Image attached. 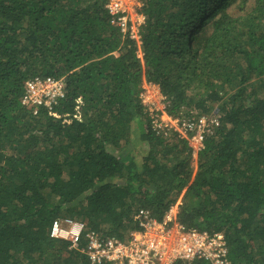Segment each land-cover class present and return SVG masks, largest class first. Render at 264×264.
Wrapping results in <instances>:
<instances>
[{
    "label": "trees",
    "instance_id": "obj_1",
    "mask_svg": "<svg viewBox=\"0 0 264 264\" xmlns=\"http://www.w3.org/2000/svg\"><path fill=\"white\" fill-rule=\"evenodd\" d=\"M142 1L139 59L107 0H0V264H90L89 232L126 240L138 210L162 220L181 198L179 222L223 232L231 264H264V0ZM36 76L65 78L59 118L22 106ZM144 83L172 116L217 108L196 171L149 128ZM57 218L84 225L78 248L50 237Z\"/></svg>",
    "mask_w": 264,
    "mask_h": 264
},
{
    "label": "built area",
    "instance_id": "obj_2",
    "mask_svg": "<svg viewBox=\"0 0 264 264\" xmlns=\"http://www.w3.org/2000/svg\"><path fill=\"white\" fill-rule=\"evenodd\" d=\"M142 8V0H107L106 4L112 24L135 44L139 59L143 58L142 28L146 23ZM65 94V78L36 76L25 86L22 106L34 116L44 109L50 116L59 118L55 108ZM139 100L151 131L165 139L175 136L186 142L194 159L205 149V141L214 128L219 126L218 111L209 116L195 112L170 115L168 100L154 83H144ZM179 205L180 202L171 206L162 220L155 218L148 209L138 210L134 216L137 230L126 240L89 232L86 237L89 263L192 264L204 261L207 264H231L225 234L186 227L177 218ZM83 230L81 222L57 218L52 224L50 237L68 241L78 248Z\"/></svg>",
    "mask_w": 264,
    "mask_h": 264
},
{
    "label": "rangeland",
    "instance_id": "obj_3",
    "mask_svg": "<svg viewBox=\"0 0 264 264\" xmlns=\"http://www.w3.org/2000/svg\"><path fill=\"white\" fill-rule=\"evenodd\" d=\"M214 113H218L217 112V108H215L213 111H212V114H214ZM218 115H219V113H218ZM146 147V146H145ZM192 167L194 168V170L196 171V169H197V159H194L193 158V162H192ZM182 198L180 199V204L182 205ZM131 234V233H130ZM130 234H128V236L130 235Z\"/></svg>",
    "mask_w": 264,
    "mask_h": 264
}]
</instances>
